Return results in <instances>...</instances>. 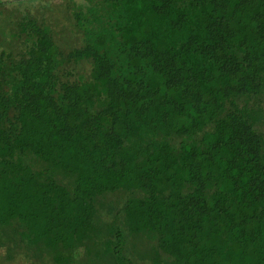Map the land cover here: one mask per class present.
<instances>
[{"label": "trees", "instance_id": "trees-1", "mask_svg": "<svg viewBox=\"0 0 264 264\" xmlns=\"http://www.w3.org/2000/svg\"><path fill=\"white\" fill-rule=\"evenodd\" d=\"M89 1L0 13V264H264V0Z\"/></svg>", "mask_w": 264, "mask_h": 264}, {"label": "rangeland", "instance_id": "rangeland-1", "mask_svg": "<svg viewBox=\"0 0 264 264\" xmlns=\"http://www.w3.org/2000/svg\"><path fill=\"white\" fill-rule=\"evenodd\" d=\"M0 4V13L8 20L7 26L13 30L14 22L27 14H35V16L44 17L62 41H68L69 44L77 43L80 35L72 31L76 27L75 16L71 10H86L92 4L89 0H26V2H18L17 0H2ZM98 25V22L92 23V26ZM66 26V28H65ZM0 39H3L0 36ZM17 52L20 48L18 43L11 40L10 35L6 36L4 43ZM66 42V43H68ZM14 43V44H12ZM4 44V45H5ZM88 68V67H87Z\"/></svg>", "mask_w": 264, "mask_h": 264}]
</instances>
